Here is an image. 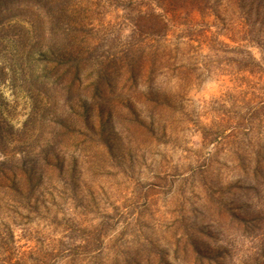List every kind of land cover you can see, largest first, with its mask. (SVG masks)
Instances as JSON below:
<instances>
[{
	"label": "rangeland",
	"instance_id": "374dc122",
	"mask_svg": "<svg viewBox=\"0 0 264 264\" xmlns=\"http://www.w3.org/2000/svg\"><path fill=\"white\" fill-rule=\"evenodd\" d=\"M80 3L77 82L0 14V264H264V0Z\"/></svg>",
	"mask_w": 264,
	"mask_h": 264
},
{
	"label": "trees",
	"instance_id": "16d2710c",
	"mask_svg": "<svg viewBox=\"0 0 264 264\" xmlns=\"http://www.w3.org/2000/svg\"><path fill=\"white\" fill-rule=\"evenodd\" d=\"M31 1H34L36 4L27 5V8L31 10V13L33 12L34 15L38 17V22L36 25V27H38V41H41L44 38V36L46 35L45 33H48L51 35L53 34L57 35L58 28L62 29L66 27L68 29L66 33H62L64 35V39H63L64 44H61L60 47L56 49V51L54 49V46L56 45V41L55 43H53V45L48 43L46 46H44V48H46V50L51 49L52 52L56 53V57H57L56 65H58L59 68L66 67V69H71L74 72L73 79L74 81H76V79H79L78 74H77L79 72L78 70H80L81 66L86 64L85 60L81 57V53L78 52L80 50V47H79L80 45L74 35V33L78 31L79 28L81 31V26H82L83 21L70 20L69 17L82 16L83 14H85L86 10L82 9L80 0H79V3L75 4L74 8H71V9H68V4L70 3V0H31ZM128 1L131 2V0H128ZM21 2H24V0H0V14L6 13L7 10H9L11 4H17ZM145 15L148 17H151L152 19H156L157 21L156 25H157L158 30L159 29L164 30V26L166 27V25L164 24L165 23L167 24V22L164 19V17H162V15H149V14H145ZM41 17H43L44 19H40ZM1 18L2 19H0V30L2 29L1 25L3 26L2 22L4 21L2 16ZM43 20H45L44 22L46 26L43 25L44 24ZM31 24L33 25L35 23H33L32 21ZM36 27H34L33 29H36ZM134 27H136L135 30H138V26L134 25ZM156 30L157 29H155L154 32H156ZM55 37L53 38V42L55 40ZM57 40H59V38ZM39 46L40 45H38V48L40 49ZM143 58L144 57L142 56H137V57H134L131 62L128 61L127 63L126 61L128 59H123V60H126L125 62L121 61L120 64H122V66L120 65L121 67L120 69L123 70L124 68L123 70L124 76H127L125 78H128V75L126 74V72L131 74L132 72L131 70H133L134 67L135 69L137 68L140 69V65L143 63L142 62ZM102 74L103 73H101V75ZM74 84L75 82L73 83V85ZM0 186H5V185L4 184L1 185L0 183ZM8 186L14 187L13 182H9ZM3 239L4 237L2 236V233L0 231V244H3L2 242ZM32 264H46V263L42 261H38V257H37L32 260Z\"/></svg>",
	"mask_w": 264,
	"mask_h": 264
}]
</instances>
